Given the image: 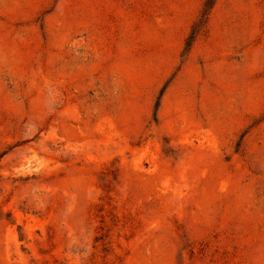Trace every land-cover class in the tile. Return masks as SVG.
<instances>
[{"label": "rangeland", "instance_id": "rangeland-1", "mask_svg": "<svg viewBox=\"0 0 264 264\" xmlns=\"http://www.w3.org/2000/svg\"><path fill=\"white\" fill-rule=\"evenodd\" d=\"M0 264H264V0H0Z\"/></svg>", "mask_w": 264, "mask_h": 264}]
</instances>
